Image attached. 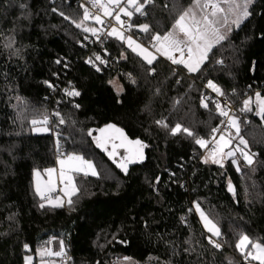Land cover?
Listing matches in <instances>:
<instances>
[{
    "label": "trees",
    "instance_id": "16d2710c",
    "mask_svg": "<svg viewBox=\"0 0 264 264\" xmlns=\"http://www.w3.org/2000/svg\"><path fill=\"white\" fill-rule=\"evenodd\" d=\"M90 1L0 0V264H26L28 256L37 264L52 240L64 242L70 264H250L236 243L246 234L264 244V119L256 114V94L264 100V0H255L196 73L160 56L149 65L110 36L86 43L76 23ZM192 3L152 0L145 17L133 13L131 34L148 46ZM143 24L148 32L138 29ZM96 55L107 61L101 71L88 63ZM210 80L238 112L252 101L251 111L236 114L255 153L251 166L205 163L192 137L170 131L179 123L199 138L213 133L220 115L213 96L204 99ZM66 88L80 95L68 98ZM52 112L64 125L34 132L31 120ZM116 129L147 145V162L127 176L96 144ZM58 142L66 156L91 161L98 173L75 175L71 207L47 206L35 190V172L58 164ZM124 155L118 149L115 158ZM196 204L218 225L222 248L209 243Z\"/></svg>",
    "mask_w": 264,
    "mask_h": 264
},
{
    "label": "snow or ice",
    "instance_id": "6c2138e0",
    "mask_svg": "<svg viewBox=\"0 0 264 264\" xmlns=\"http://www.w3.org/2000/svg\"><path fill=\"white\" fill-rule=\"evenodd\" d=\"M98 2V0H94L95 3ZM152 0H143V3H140L139 0H127L126 6H120L121 0H108V3L111 5H115L118 8V11L116 12L114 19L116 22L123 27L125 25V21L121 19V13L128 17V27H131V18L133 16V11L129 10V7L134 9L135 13H139L140 15H146L144 9L145 7L151 3ZM254 3V0H223V5L221 3L216 2V0H206V2L201 6V12L200 18L197 19L195 14H193L192 9H188L186 11H183L181 14H179L178 18L175 20V24L173 26V30L166 33L163 37L160 36L159 33L155 34L152 39L154 41L152 47L155 48L156 52L160 55L166 56L169 60L172 61L173 64H184V66L188 69L189 72H195L199 70V66L204 62V60L207 58L208 51L211 50L214 43H219L220 41L224 40L226 38L225 34H222L218 28L216 27L218 23H227L228 17L233 16L234 19L232 20V24H235L237 27H239L240 23L243 22L245 18H247L250 15L249 7L251 4ZM197 6H200V0H196ZM100 8L103 9L105 16H112V12L108 10L107 5L104 3H100ZM192 18L191 24L186 23V18L190 17ZM67 19V17H65ZM90 18V13L87 9H85L83 20L87 21ZM94 19L97 23L103 24V20L99 15H95L91 17ZM76 27L83 28V31L85 32H91L93 35H96L98 32V29L96 28H89L85 27L83 24V21L80 23H76ZM139 30L143 32L149 31V25L143 24L139 25ZM228 31L231 30V28L227 29ZM182 34V35H181ZM108 36L116 35L120 39H124L123 34L118 32L115 27L111 29V31L107 32ZM99 38V37H97ZM87 39V37H85ZM128 46L132 48V51H136L137 48L140 49V52H138V55H141L143 59L151 65L153 63V60L156 58L155 55L150 52L147 48L142 47L139 44H136V47H132V45L135 43L131 37H127ZM179 52L180 58H177L173 53ZM185 52L187 53V58L185 59ZM95 61H99L100 63H106L101 56L96 55ZM56 63H60L59 60L56 61ZM88 63H92L94 67H97V70L99 71V67L94 63V61L90 58ZM219 63H222V61H219ZM154 71V69H153ZM135 81H133L134 83ZM45 83H48L47 81ZM50 88H54V85L50 84L48 85ZM207 87L211 88L214 92H216L218 95H224L222 90L215 85L211 80L208 81ZM64 92L67 96H79V91H76L75 89L69 90L64 89ZM257 101H259L258 108L259 111H257V115L261 116L262 119H264V100H261L260 94H256ZM216 103V109L219 111L220 115L228 117L227 124L229 128L235 129V137L231 133L228 134V139L225 138V135L221 134L220 141L217 142L212 149L209 151L208 156H210L211 162L214 164H220L221 167H223V163L221 159L217 158L218 153H222L223 156L227 157H235L236 153L239 152L240 156L243 158L247 166H251L254 163L253 157L255 156V153H251L248 149V142L240 136V128H239V122L234 116H230L229 112L225 110V107H223L218 101ZM201 104L203 107H207V104L204 102V100L201 101ZM250 104V100L244 101V108L241 109V111H251V109L248 107ZM76 107H79V105H76ZM55 115L57 117H60L59 123L63 124L64 118L60 116L59 112H56ZM48 119L47 117L44 118L43 123L47 124ZM33 125L37 124L36 120L32 121ZM157 124L161 125L162 127L167 128V124L162 121H157ZM109 128H114V125H108ZM47 130V129H45ZM183 131L188 136L192 137L197 145H199L201 148L207 147L209 141H206L203 138L196 137L194 133L189 130L188 128H183L178 123L175 125V127L171 128L170 131L173 135L177 134L180 131ZM103 131V129H101ZM117 132H121L122 130L116 129ZM213 133H216L219 131V129H212ZM89 135H91V132H89ZM233 138L239 139V145H243V148H240L239 145H237L236 149H230L228 152L223 153V148L227 147L231 144ZM125 139H127L125 137ZM213 139L215 137L213 136ZM130 144H135L139 146V151L142 154V149L144 147H147V145H144L140 140L136 141H129ZM96 144L97 147L102 148L103 150H107L105 148V145L99 140V138H96ZM109 156H112V153H109ZM205 163L208 162V157H205ZM232 164L237 165V170H239V164L238 161L233 158ZM60 164V172H59V178L60 182L65 185L64 191L65 195L68 196L67 203L71 207L74 203L72 200V197L77 195L79 192V188L76 186L74 182V176L72 173H83L84 176H88L89 174L96 176L98 173L95 170V166L91 163V161L84 160L81 156L76 155H69L66 157V159H61L58 161ZM118 167H121L125 172L127 171V168L124 164H118ZM49 173V176L51 177V174L55 172V169H47L46 170ZM37 176L40 175L39 172L36 173ZM50 191L55 190V186L53 185L50 189ZM232 185L229 182V191H232ZM36 192L38 195L41 196V199H45L44 194L41 192V189L39 185H37ZM49 201H51V197H47ZM42 208L45 206L43 203L40 205ZM52 207H63V202L61 201V198L59 196L56 197V202L52 203ZM197 212H199L200 217L202 221L204 222V227L207 229L209 233H211V236H209V243H211L215 248L220 249L222 248L221 243V236L222 233L217 227L215 223L211 219L208 218V216L203 212V210L200 209L199 204L195 205ZM215 237L216 239H213ZM249 245L251 246L249 248ZM27 248V245H25ZM236 248L241 252L244 259L248 261L249 259L253 261H258L259 264H264V244L260 242H253L250 237L246 234H240L239 239L236 243ZM55 255V256H62L64 255L63 252V243L61 242V251L51 253L50 251H42L40 255ZM27 260H31V257H27ZM129 258H125L127 260Z\"/></svg>",
    "mask_w": 264,
    "mask_h": 264
},
{
    "label": "rangeland",
    "instance_id": "374dc122",
    "mask_svg": "<svg viewBox=\"0 0 264 264\" xmlns=\"http://www.w3.org/2000/svg\"><path fill=\"white\" fill-rule=\"evenodd\" d=\"M98 2L99 3H104L105 5H107V7H108V10L110 11V12H112V16H105L104 15V12H103V9H101L102 10V14H103V16L104 17H107V18H111V17H113V19H114V16H115V9H118L115 5H111V4H109L108 3V0H98ZM206 2V0H200V6H197V4H196V0H193V3L191 4V6L188 8V9H192V11H193V14H195V16H196V18L197 19H199L200 18V15L202 14V12H201V6H203V4ZM216 2H219V3H221L222 4V6H225L226 7V5H223V0H216ZM254 2H255V0H254ZM254 4V3H253ZM253 4H251L250 5V7H249V10H250V8H251V6L253 5ZM127 5V0H121V3H120V6H126ZM187 9V10H188ZM129 10H131V11H133V13H135L134 12V9H132L131 7H129ZM122 14V13H121ZM249 17V16H248ZM247 17V18H248ZM247 18H245L244 20H243V22L247 19ZM102 19V18H101ZM234 19V17L233 16H229L228 17V20H227V23H218L217 24V28H218V30L222 33V34H225L226 35V38L231 34V32L233 31V30H235V29H238L240 26H241V24L243 23H240V25H239V27H237L235 24H232V20ZM103 20V19H102ZM81 21H83V24H84V26L85 27H89V28H98V26H101L102 24H97V22H91V21H89V20H87V21H84L83 19H80V21H79V23L81 22ZM114 21L116 22V20L114 19ZM186 23H188V24H191V22H192V18H191V16L190 17H187L186 18V21H185ZM117 23V22H116ZM175 24V23H174ZM113 27H115L116 29H117V31L118 32H120V33H122L123 34V37H124V39H120V38H118L116 35H113V36H110L111 38H114V39H117L118 41H120V42H123V43H125V45L128 47V48H130L129 46H128V42H127V37H131L132 38V40L135 42L133 45H132V47L134 48V47H136V44H139V45H141L142 47H144V48H147L150 52H152L154 55H155V57L157 58L158 56L156 55V53H155V49L152 47V45H151V43H153L154 41L152 40L151 42H150V44L147 46V45H145L144 43H143V41H141L139 38H136V37H134L132 34H127V33H124L120 28H119V26H117V25H114V26H112L111 28H110V30L109 31H111V29L113 28ZM130 28H132V26L130 27ZM228 28H231V30L230 31H228L227 29ZM82 30H83V28H81ZM139 29V28H138ZM173 30V29H172ZM171 30V31H172ZM87 34L86 35H90L91 34V32H86ZM182 35V34H181ZM164 36V35H163ZM163 36H161V37H163ZM225 38V39H226ZM224 39V40H225ZM224 40H222V41H220L219 43H214L213 44V46H212V48H211V50L215 47V46H217L218 44H220V43H222ZM131 50H132V48H130ZM211 50L210 51H208V53H207V57H208V55H209V53L211 52ZM134 52V51H133ZM138 52H140V49L139 48H137V50L134 52L135 54H137ZM138 55V54H137ZM138 56H140L142 59H143V57L141 56V55H138ZM187 57V53L185 52V58ZM155 58V59H156ZM155 59L153 60V62L155 61ZM144 60V59H143ZM169 60V59H168ZM206 60H207V58L204 60V62L199 66V69L202 67V65L206 62ZM145 61V60H144ZM171 61V60H170ZM146 62V61H145ZM172 62V61H171ZM184 66V65H183ZM185 67V66H184ZM186 68V67H185ZM186 70L188 71V69L186 68ZM189 72V71H188ZM197 71H195V72H189V73H196ZM112 85H113V87H114V89L116 90V92L117 93H121L122 91H123V87H122V85L118 82V81H116V80H114L113 82H112ZM216 85V84H215ZM219 87V86H218ZM220 88V87H219ZM206 89H207V91H208V94L205 96V98L204 99H210V97H212L213 96V98L215 97V95L217 96L218 94L216 93V92H214L211 88H209V87H207V85H206ZM221 89V88H220ZM219 96V95H218ZM213 100V99H212ZM247 100H250V104L248 105V107L250 108L251 107V99H247ZM213 102L215 103V100H213ZM215 106H216V103H215ZM217 113L220 115V113H219V111L217 110ZM234 117L238 120V122H239V128H240V136H241V124H240V121H239V117L238 116H236V115H234ZM33 120H36L37 121V124L36 125H33V123H32V121ZM33 120H31V122H30V125H31V127L33 128V131L34 132H36L37 133V131L38 132H40L41 130H45V129H47L46 130V134H49L50 132H51V128L50 127H48V126H46L44 123H43V120L44 119H42V118H36V119H33ZM162 122H164V121H162ZM220 123V122H219ZM212 134V133H211ZM210 134V135H211ZM231 134L233 135V137H235V129L234 128H232V132H231ZM209 135V136H210ZM208 136V137H209ZM220 136L221 135H219L217 138H216V141H215V144L217 143V142H219L220 141ZM208 137H207V139H205L206 141L208 140ZM225 138L226 139H228V135H225ZM214 144V145H215ZM237 145H239V139L238 138H233L232 139V142H231V144L230 145H228L227 147H225V148H223V153H226V152H228L230 149H236V147H237ZM239 147L240 148H243L244 146L243 145H239ZM203 149H205V148H203ZM205 157H208V162L207 163H212L211 162V157L210 156H208V153L206 154L205 152H204V150H203V152L201 153V160H203V161H205ZM217 158L218 159H221L222 160V163H226L228 160H232L233 158H235L237 161H238V164H239V169L241 168V165H246V163H245V161L243 160V158L240 156V154H239V152H237L236 153V156L235 157H227V156H223V154L222 153H218L217 154ZM253 159H254V157H253ZM57 162H58V160H57ZM60 164L58 163V165H57V167H54V168H52V169H55L56 171L55 172H53L52 174H51V177L49 176V173L45 170V171H36L35 172V174H34V185H35V190H36V188H37V185H39V187H40V189H41V192L44 194V197H45V199H43V201H44V204L45 205H47V206H52V203H54V202H56V197L57 196H59L60 198H61V201L63 202V205L64 204H66L67 203V200H68V196L67 195H65V193H64V191H62V189H64V187H65V185L63 184V183H61L60 182V178H59V172H60ZM236 167H237V165H236ZM37 172H39L40 173V175L39 176H37L36 175V173ZM75 174H77V173H72V175L75 177ZM74 180H75V178H74ZM55 186V190L54 191H50L49 189L52 187V186ZM37 193V192H36ZM54 194H56V196H53ZM51 196V201H49L48 199H46V197L47 196ZM40 198H41V196L40 195H38ZM195 209H196V207H195ZM200 209L202 210V208L200 207ZM204 212V211H203ZM196 213H197V215H198V217H199V220H200V222H201V224H202V226H203V228L206 230V232L211 236V233H209L208 231H207V229L204 227V222L202 221V219H201V217H200V214H199V212H197V210H196ZM205 213V212H204ZM206 214V213H205ZM207 215V214H206ZM208 216V215H207ZM208 218L209 219H211L209 216H208ZM212 220V219H211ZM213 221V220H212ZM213 223H215L214 221H213ZM216 224V223H215ZM217 225V224H216ZM217 227H218V225H217ZM214 239H216L215 237H213ZM61 242L62 241H60V240H52L51 241V243L49 244V246H47L46 248H42L41 250H39V252L37 253V256H38V260H37V264H70L69 263V256H68V254H67V248H66V246H65V244H64V242H62L63 243V252H64V255H62V256H55V255H47V254H45V255H40V253L42 252V251H45V250H47V251H50L51 253H55V252H59V251H61ZM237 249V248H236ZM237 252H238V254L243 258L242 259V261L243 262H249L250 264H259V262L258 261H253V260H251V259H249L248 261H246L245 259H244V257H243V255L241 254V252L239 251V250H237ZM28 257H31V256H28ZM64 257H66V258H68V260L67 259H65ZM34 257H31V260L29 261V260H27L26 259V264H34ZM241 262V261H240ZM234 264H237V263H234Z\"/></svg>",
    "mask_w": 264,
    "mask_h": 264
},
{
    "label": "built area",
    "instance_id": "2783aa9c",
    "mask_svg": "<svg viewBox=\"0 0 264 264\" xmlns=\"http://www.w3.org/2000/svg\"><path fill=\"white\" fill-rule=\"evenodd\" d=\"M150 4V3H149ZM148 4V5H149ZM85 9H87L90 13V18L88 19L89 21L91 22H96L94 19H92L91 17L92 16H95V15H99L102 19H103V24L101 26H98V32L96 35H93L92 33L90 35H86L87 39H85V42L86 43H91L92 41H97V42H103L106 37L108 36L107 35V32L110 30V28L114 25H117L119 26V28L124 32V33H127V34H131V28L128 27V17L124 16L123 14H121V19L124 20L126 23L123 27H121L118 23H116L113 19V17L111 18H107V17H104L103 14H102V10L100 8V3L99 2H96L95 5H94V0L90 1L89 3L85 4L84 5V12H85ZM118 11V9H115V13ZM146 13V12H145ZM142 17H145L146 15H141ZM132 20H133V17L131 18V26H132ZM99 37V38H97ZM154 43V42H153ZM153 43H151V45H153ZM104 61H106L105 58L101 57ZM92 60L94 61V63L99 67V71H101L102 68H104L106 65H107V61L106 63H100L99 61H95V57L92 58ZM92 67L94 68V70L98 71L97 70V67H94L93 64L91 63ZM70 90V89H69ZM64 95L68 98H75V97H78V96H67L65 94V92H63ZM214 100L215 102H219L223 107H225V110H227L229 112V115L230 116H234L236 114H240V115H245L246 112L245 111H239L235 108V106L229 101V99L227 98V96L224 94V95H215L214 97ZM56 112H52V114L47 118L48 119V122L47 124H45L46 126L48 127H52L54 126V123L57 121V126H63V124L59 123V117H57L55 115ZM227 120H228V117H225V116H222L220 115V123L218 124V126L216 127V129H219L218 132L216 133H212L209 137H208V140L209 143L207 145V147H205L204 152L207 154L209 153V151L212 149V147L214 146L215 144V141H216V138L223 134V135H228L229 133L232 132V128H229L228 124H227ZM213 136L215 137V139H213ZM57 146V151H58V156H57V160H61V159H64L66 157V155L63 153V147L61 145V143H57L56 144ZM53 196H56V194H54ZM47 197H51V196H47ZM46 197V199H47ZM65 259L68 260V258L64 257Z\"/></svg>",
    "mask_w": 264,
    "mask_h": 264
},
{
    "label": "water",
    "instance_id": "95a60500",
    "mask_svg": "<svg viewBox=\"0 0 264 264\" xmlns=\"http://www.w3.org/2000/svg\"><path fill=\"white\" fill-rule=\"evenodd\" d=\"M123 133V132H122ZM125 137L127 139H125ZM104 145L106 147L109 140L112 139L111 142V151H105L102 148L101 151L109 160V162L124 176H127L131 169L137 166H141L147 162L146 152L142 149V154L139 151V148L135 144H130L131 141L125 134H121V132H117L116 130L105 133L103 135ZM122 149L125 151V155L123 159H116V150ZM109 153H112V156H109ZM118 164H124L127 168L125 172L121 167H118Z\"/></svg>",
    "mask_w": 264,
    "mask_h": 264
},
{
    "label": "crops",
    "instance_id": "0c3cea01",
    "mask_svg": "<svg viewBox=\"0 0 264 264\" xmlns=\"http://www.w3.org/2000/svg\"><path fill=\"white\" fill-rule=\"evenodd\" d=\"M98 24V23H97ZM155 49V48H154ZM155 51V53H156V55L157 56H160V57H162V58H165V59H168L166 56H163V55H160L159 53H157L156 52V50H154ZM173 55H175L177 58H180V53L179 52H175V53H173ZM187 58V57H186ZM185 58V59H186ZM181 65H184V64H181ZM37 133L38 134H46V130H41L40 132H38L37 131ZM67 157V156H66ZM66 157L64 158V159H66ZM92 163V162H91ZM93 164V163H92ZM58 165V164H57ZM94 165V164H93ZM95 166V165H94ZM57 167V166H56ZM95 170H96V172H97V169H96V167H95ZM77 174H82L83 175V173H77ZM77 174H75V175H77ZM88 176H93V175H91V174H89ZM97 176V175H96ZM75 178V177H74Z\"/></svg>",
    "mask_w": 264,
    "mask_h": 264
},
{
    "label": "flooded vegetation",
    "instance_id": "af4514ba",
    "mask_svg": "<svg viewBox=\"0 0 264 264\" xmlns=\"http://www.w3.org/2000/svg\"><path fill=\"white\" fill-rule=\"evenodd\" d=\"M111 142H112V139L109 140V143L106 146L108 151H111Z\"/></svg>",
    "mask_w": 264,
    "mask_h": 264
}]
</instances>
